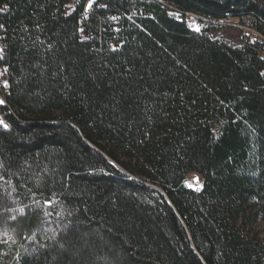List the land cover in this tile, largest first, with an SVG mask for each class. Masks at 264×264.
Listing matches in <instances>:
<instances>
[{
  "label": "trees",
  "instance_id": "trees-1",
  "mask_svg": "<svg viewBox=\"0 0 264 264\" xmlns=\"http://www.w3.org/2000/svg\"><path fill=\"white\" fill-rule=\"evenodd\" d=\"M19 1L0 0V264H264V0H95L84 37L85 0ZM231 18L260 39H214Z\"/></svg>",
  "mask_w": 264,
  "mask_h": 264
},
{
  "label": "rangeland",
  "instance_id": "rangeland-1",
  "mask_svg": "<svg viewBox=\"0 0 264 264\" xmlns=\"http://www.w3.org/2000/svg\"><path fill=\"white\" fill-rule=\"evenodd\" d=\"M79 3V0H69L66 4V6L69 7V10L72 11L74 7ZM89 0L84 1V5H87L88 8ZM93 5V4H92ZM57 5L55 2L46 1V0H25L23 2H16L14 5V11H56ZM202 24H200L201 26ZM64 33L62 27L55 23L54 26V45L57 46L60 41H62L61 49L63 47H66L68 44V40H65ZM214 39H225L229 42L238 43L245 40L255 41L260 39V36H258V33L249 28L241 26V23L237 19H229L226 22L220 23L219 30L213 34ZM74 39V38H73ZM13 44L15 47L17 46L16 37L13 38ZM76 42L73 41L71 44H69V49H75L76 48ZM204 179L201 175L197 173H190L186 180L184 181V186L188 189L194 190V191H201L203 188ZM257 230L259 232H262L261 227H257ZM261 239L264 242V234H261Z\"/></svg>",
  "mask_w": 264,
  "mask_h": 264
},
{
  "label": "built area",
  "instance_id": "built-area-1",
  "mask_svg": "<svg viewBox=\"0 0 264 264\" xmlns=\"http://www.w3.org/2000/svg\"><path fill=\"white\" fill-rule=\"evenodd\" d=\"M74 9H75V7H74ZM65 10H66L67 14H70L71 11L69 10L68 6L65 7ZM83 11H84L83 12V16L79 20V33H80V35L82 37H84V35H83V33H84V23H85V21L89 20L90 15L93 13V5L89 9H87V5H84V10ZM186 20H188L189 28L191 30H193V31H200L203 28L202 21L195 15L187 14L186 15ZM200 24H202V25L200 26ZM258 36H259V34H258ZM0 48L3 49V52H0V98H3V101H4L3 108L4 107L7 108L8 105L6 104V96H8V94H9V76H8L7 67L1 65V61L4 59V56H5L4 44L1 41H0ZM5 82H7V87L4 86ZM0 119H3V121H4L3 113L1 112V110H0Z\"/></svg>",
  "mask_w": 264,
  "mask_h": 264
},
{
  "label": "snow or ice",
  "instance_id": "snow-or-ice-1",
  "mask_svg": "<svg viewBox=\"0 0 264 264\" xmlns=\"http://www.w3.org/2000/svg\"><path fill=\"white\" fill-rule=\"evenodd\" d=\"M95 2V0H89V3H88V8H91L92 7V4ZM0 27H2V25H0ZM198 30V29H197ZM0 52H3V49L0 48ZM6 71V70H5ZM261 75H264V73H262ZM4 86L7 87V82L4 83ZM4 101L3 100H0V104H3ZM0 126H2L5 130L8 129V125L7 123H5L3 121V119H0Z\"/></svg>",
  "mask_w": 264,
  "mask_h": 264
},
{
  "label": "bare ground",
  "instance_id": "bare-ground-1",
  "mask_svg": "<svg viewBox=\"0 0 264 264\" xmlns=\"http://www.w3.org/2000/svg\"><path fill=\"white\" fill-rule=\"evenodd\" d=\"M187 22H188V20H187ZM0 100H3V98H0ZM0 105H3V104H0Z\"/></svg>",
  "mask_w": 264,
  "mask_h": 264
},
{
  "label": "water",
  "instance_id": "water-1",
  "mask_svg": "<svg viewBox=\"0 0 264 264\" xmlns=\"http://www.w3.org/2000/svg\"><path fill=\"white\" fill-rule=\"evenodd\" d=\"M228 1H238V0H228Z\"/></svg>",
  "mask_w": 264,
  "mask_h": 264
}]
</instances>
